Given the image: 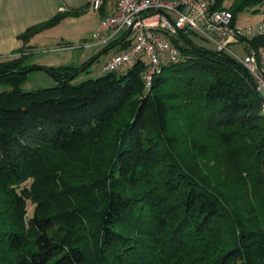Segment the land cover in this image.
Instances as JSON below:
<instances>
[{"label": "trees", "instance_id": "16d2710c", "mask_svg": "<svg viewBox=\"0 0 264 264\" xmlns=\"http://www.w3.org/2000/svg\"><path fill=\"white\" fill-rule=\"evenodd\" d=\"M263 1L227 9L235 22ZM171 40L180 57L149 87L141 61L79 82L87 62L29 64L24 46L0 62V264H264L263 97L229 54L183 32ZM249 44L264 48V33ZM33 69L56 84L23 89ZM187 116L191 159L174 128Z\"/></svg>", "mask_w": 264, "mask_h": 264}, {"label": "built area", "instance_id": "2783aa9c", "mask_svg": "<svg viewBox=\"0 0 264 264\" xmlns=\"http://www.w3.org/2000/svg\"><path fill=\"white\" fill-rule=\"evenodd\" d=\"M107 2L112 3V10L101 16L94 39L104 45L116 38L128 43L125 47H119V43L97 75L141 61L149 87L152 75L161 70L162 64L180 57L171 37L179 32L188 36L195 33L213 43L214 50L232 56L253 75L263 97L264 111V48L249 44L264 33L262 20L239 26L233 21L232 12L225 7L216 8L214 0H90V9L100 10ZM232 44H242L244 55L233 51Z\"/></svg>", "mask_w": 264, "mask_h": 264}, {"label": "crops", "instance_id": "0c3cea01", "mask_svg": "<svg viewBox=\"0 0 264 264\" xmlns=\"http://www.w3.org/2000/svg\"><path fill=\"white\" fill-rule=\"evenodd\" d=\"M111 10L112 3L107 2L103 4L99 14L96 13V15L101 18ZM89 11H92L90 10V0H0V58H9L18 54V50L24 46L26 53L29 54V64L40 66L82 65L86 62V55L84 53L76 54L71 44L74 38L85 39L84 34L92 28L85 27L87 22L83 25L76 24L72 20V16L81 14V17H86L89 16ZM57 14L60 19L55 24L42 27L26 40L19 37L29 27L45 23ZM94 26L93 28H95ZM71 28L75 32H70ZM56 32L62 38L58 47L45 49L48 48L45 45L48 39L43 41L44 43H39V40ZM79 62H81L80 65H76ZM85 66H88L87 63ZM90 74L81 78L93 76Z\"/></svg>", "mask_w": 264, "mask_h": 264}, {"label": "rangeland", "instance_id": "374dc122", "mask_svg": "<svg viewBox=\"0 0 264 264\" xmlns=\"http://www.w3.org/2000/svg\"><path fill=\"white\" fill-rule=\"evenodd\" d=\"M234 0H222V6L225 8H230L232 3ZM255 8L257 9L256 11H252V9H242L240 10L237 15H236V24L239 26H244L250 23H254L257 21H260L261 19H263L264 16V1L260 4H258L257 6H255ZM88 9V8H85ZM92 10V9H90ZM96 11V12H94ZM90 14L89 16L86 17H81V14H75L76 16H72L74 20V22L76 24L80 25L84 24L87 22V25H85V27L87 28H92V30H90L89 32H87L86 34H84L85 39L83 38L80 39L79 37L74 38L73 42H72V46H73V50L76 54H85L86 55V62L89 63L87 70H84L83 72L79 73L77 75L76 81L79 82L85 78H81L84 75H87L88 73H91L92 75H97L99 73V69L100 67L103 65V63L106 61V59L115 51L116 47H112L110 49H108L107 51H104V44H100L97 43L96 39H94V32L96 31V29L98 28V24H99V20L100 18L97 16L99 14V10H92L89 11ZM97 13V15H96ZM98 20V22H97ZM97 22V24H96ZM96 24V25H95ZM95 25V26H94ZM93 26L95 28H93ZM72 27V26H71ZM84 27V26H82ZM73 28L69 29L70 32H75L72 31ZM190 38L192 39V41L200 46H203L207 49H213L214 50V45L213 43L204 40L203 38H201L199 35L195 34V33H190ZM46 39V46L48 48L45 49H52L55 47H58L57 45H59L58 43L61 41V37L58 34V32L56 33H52L50 35H48L47 37H44L42 39H38L40 42L39 43H44L43 41H45ZM242 44H232L231 48L233 51H235L239 56H243L244 55V50L241 46ZM90 46V47H87ZM26 53V52H25ZM20 52H18V54H14L9 58H0V62L5 61V60H11V59H18V57H20ZM95 55H97V57L95 58ZM89 57V58H88ZM77 63V62H76ZM81 62H79V64L76 65H80ZM128 66L126 67H121L120 69H118L119 72H123L124 70H126ZM88 71V72H87ZM90 74V75H91ZM86 77V76H85ZM56 84V80L54 79V77L45 69H33L27 72V76L26 79L22 82L21 87L23 89L26 90H30V89H36V88H45V87H51L54 86ZM9 89L8 86L4 85V84H0V91L2 90H7ZM192 121V119L190 118V116H187V119H181L179 121L178 124L174 125V128L176 129L177 135L182 138H180V144L176 146V149H178V153L182 155V157H184L185 159H191V158H195L196 157V153L193 150H188L186 147V141H187V133H185V130H187V128L191 125H189V123ZM194 133L191 134L192 137H199V131H200V126L199 125H195V129H194ZM197 131V132H196ZM201 132V131H200ZM190 136V137H191ZM185 140V141H184ZM213 147H210L211 150L210 152L204 156L203 162L205 163V169L208 168V166H211L213 164V153L215 152V148H217L216 146L212 145ZM30 184V180L27 181L25 183L26 186H29ZM219 189H223L221 184H217L216 185ZM33 204L27 200L26 201V210H27V218L31 216L32 214V210H33Z\"/></svg>", "mask_w": 264, "mask_h": 264}, {"label": "water", "instance_id": "95a60500", "mask_svg": "<svg viewBox=\"0 0 264 264\" xmlns=\"http://www.w3.org/2000/svg\"><path fill=\"white\" fill-rule=\"evenodd\" d=\"M87 65H89V63H87ZM84 67H86V66H84Z\"/></svg>", "mask_w": 264, "mask_h": 264}]
</instances>
